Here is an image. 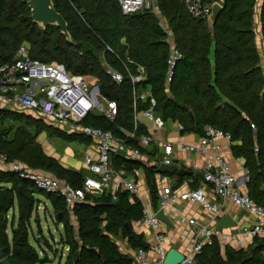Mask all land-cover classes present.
<instances>
[{
  "label": "trees",
  "instance_id": "obj_1",
  "mask_svg": "<svg viewBox=\"0 0 264 264\" xmlns=\"http://www.w3.org/2000/svg\"><path fill=\"white\" fill-rule=\"evenodd\" d=\"M52 1L68 24L69 41L59 27L42 28L34 23L23 0H0V64L11 61L25 45L33 60L57 63L68 73L96 83L102 97L116 102L117 115L109 121L92 112L83 124L120 138L124 137L121 129L132 131L134 125L133 85L125 67L132 74L142 67L145 78L135 88L138 92L150 89L156 100L154 112L165 122L181 124L183 133L202 136L205 127L212 126L230 134L232 153L244 160L248 171L249 196L264 205V68L254 18L258 0H223L212 33L206 19L192 16L183 0H156L180 53L170 82L166 78L169 34L156 12L123 14L117 0ZM102 56L123 74L122 82H114L105 73ZM146 107L137 105L139 110ZM42 132L90 141L63 133L41 118L1 109L0 155L9 163L20 162L81 187L87 172L69 169L47 155L37 139ZM146 133V127L139 124L136 137L127 143L138 147V137ZM112 161L116 168L126 169L136 163L121 155L112 156ZM155 172L154 167L146 168L153 195ZM39 196L51 204L56 222L62 224L56 244L68 247L65 264H135L130 255L120 252L115 238H127L132 248H147L142 235L132 229V222L143 217V204L136 196L120 192L113 200L110 193L87 195L71 209L78 224L74 230L63 198L39 190L17 172L0 169V249L10 264L51 262L47 249L53 246L42 231L34 238L37 247L29 240L32 219L40 218ZM195 264H264V237L254 238L246 249L222 248L213 237L195 256Z\"/></svg>",
  "mask_w": 264,
  "mask_h": 264
},
{
  "label": "built area",
  "instance_id": "obj_2",
  "mask_svg": "<svg viewBox=\"0 0 264 264\" xmlns=\"http://www.w3.org/2000/svg\"><path fill=\"white\" fill-rule=\"evenodd\" d=\"M123 14H134L143 10L156 12V0H117ZM222 4L223 0H183L186 10L194 17L206 18L212 10L214 3ZM167 33H169L167 31ZM170 43L168 54L167 82L171 81L173 68L180 53L173 42ZM260 49V64L264 68V49L257 43ZM107 51L112 50L107 47ZM102 66L105 73L116 83L123 80V74L112 67L102 56ZM133 85V130L121 129L124 137H116L109 130H102L83 124L84 119L92 112L100 113L109 121H114L117 115V104L113 100H107L101 96L98 85L89 82L78 74L68 73L62 65L33 60L25 45H21L15 57L11 61L0 64V110H10L33 117L41 118L48 125L69 135L82 136L89 139L98 154L94 159L89 154H84L83 164L89 174L84 178L82 186L75 188L70 183L60 180L50 173L33 170L20 162H8L5 155H0V169L17 172L21 178L31 181L39 190L54 194L63 198L66 208L71 210L76 204L85 200L87 195H103L110 193L116 200L118 193L128 192L131 196L138 194V181L133 172L123 166L115 168L112 156L121 155L132 162H143L144 155L140 148L148 146L152 137L144 134L138 137V147L127 143L128 139L136 137L135 132L141 120L153 124L160 131L165 126V121L154 112L156 100L149 88L138 92L137 84L145 78L142 67L137 68V73L132 74L125 67ZM144 103L146 108L139 110L137 105ZM178 129L183 126L178 124ZM254 128V125H252ZM224 137L231 140L229 133L206 126L204 133L197 144H181L182 151L196 152L204 156L209 151H214L212 159L207 161L203 168V183L209 185L212 194L224 201L230 200L236 206L254 214L258 221L253 225L242 226L239 231L224 233V229L213 230L209 224H198L193 218L187 222L193 228L192 243L189 252L183 253V259L179 264H195V256L202 250L205 244H211L216 237L220 246H233L244 248V238L254 239L264 235V205L257 204L248 193L246 183L249 181L248 171L242 176L235 177L230 171L227 162L219 154L220 146L216 139ZM163 157L160 163L171 165L174 145L161 141ZM257 151V148H255ZM188 200L198 203L204 210L210 213L211 219L218 221L222 213V205L211 203L206 199L203 187H198L184 195ZM160 210L170 205L175 198L170 186L161 188L159 194ZM181 222L185 219L180 218ZM141 221L149 227L157 229L161 221L155 215H149L143 210ZM163 238L156 236L155 244L150 249L157 255L154 264H162L166 255L162 245ZM67 253L68 247H65ZM144 249H139L135 256V264H148Z\"/></svg>",
  "mask_w": 264,
  "mask_h": 264
},
{
  "label": "crops",
  "instance_id": "obj_3",
  "mask_svg": "<svg viewBox=\"0 0 264 264\" xmlns=\"http://www.w3.org/2000/svg\"><path fill=\"white\" fill-rule=\"evenodd\" d=\"M260 2L262 1L260 0ZM156 14L159 17V21L162 27L169 32L168 40L171 42L173 38H172V34L170 33L168 22L160 14L158 7L156 10ZM256 23L258 24L257 20ZM260 29L261 27H259V29L256 30V34H257L256 38H257V43H260L261 45L262 35L258 33ZM141 122H142L141 124H143L146 127V132H147L146 134L152 137V141L148 146L142 148L144 161L136 162L135 164H130L129 168H127L128 171L134 173V176L138 181V194L136 195V197L142 202L143 210H146V212L149 215H155L157 211L160 210L158 194L161 188H163L164 186H170L172 195L175 196L173 202L162 209L164 216L168 220L167 223H164L160 220L161 223L158 226V228L153 229L149 227L146 223L142 222L141 219L139 221L132 222L133 231L135 232V234L142 235L143 241L147 246V248L144 250L147 252L146 255H147L148 264H154L155 260L158 258L157 255L150 249V246H152V244H155L157 235L163 238L162 245L165 249V253H167V251L171 248H174L179 252L185 254L189 252L191 248L192 236H193V228L187 222L189 218H193L194 220H196L198 224H209V226L213 230L217 228L216 223L218 221L212 220L209 212L204 210L200 204L192 202L188 200L187 197L184 196L191 190H194L198 187L204 188L206 199L208 201H210L211 203H218L222 205V213L221 216L218 217V220L223 215L228 214L236 222L235 227L224 229V233L228 234L231 231H239V229L242 226L245 225L250 226L258 221V218L254 214L247 212L246 210L240 208L239 206H236L230 200L224 201L220 197H215L212 194L210 186L205 185L203 183L202 177L200 176L197 177L193 175L180 176L177 172H175L174 174H168V173L160 174L157 171V168L161 164L160 161L163 157L161 141H166L174 145L173 153L171 156L172 164H176L181 168H185L187 170L192 171L193 173L202 172V168L204 164L212 159V155L214 154V151H209L208 154L202 156L199 153L182 151L179 148L181 144H197L202 137L201 135L192 132L183 133L178 129L177 126L178 123L175 121H172L173 130L170 132L166 128L167 121L165 122V126L163 127V129L160 131H157L153 127L152 123L147 122L144 119H142ZM80 141L92 143L91 141L88 140H80ZM215 141L220 146L219 154L227 162L229 171L235 177L242 176V174L246 170L244 166V160L242 158H237L233 155L231 150V144H232L231 140H227L224 137H219ZM43 150L47 155L52 156L50 155L48 150L46 149ZM85 154H89L94 159H96L98 156L93 144L88 149V151L85 152ZM64 162L68 164V165L64 164V166L69 169L82 170V171H86L87 175L89 174L87 167L83 164L82 158L78 161L76 160L75 166H77V168L76 167L72 168V166H69V164H74L72 163L71 158L65 157ZM148 167H154L156 170L154 174L156 193L154 195L151 194L146 179V168ZM69 212H70L71 224L73 225L74 230H76L78 226L77 219L73 215L71 210H69ZM181 217L185 219L183 222L179 220ZM56 223H57V228L60 225L62 226V224L58 222ZM62 232H63V227L62 230L58 229L59 235ZM261 237H264V235H261ZM53 241L57 243V241L54 238ZM252 241L253 239L251 238H244V243H245L244 249H246L252 243ZM115 242L117 243L120 252L130 255L134 260L137 251L141 249V248H132L128 243L127 238L124 239L115 238ZM233 245L234 243H232V245L230 246L235 249H240L239 247ZM60 247L62 248V246Z\"/></svg>",
  "mask_w": 264,
  "mask_h": 264
},
{
  "label": "rangeland",
  "instance_id": "obj_4",
  "mask_svg": "<svg viewBox=\"0 0 264 264\" xmlns=\"http://www.w3.org/2000/svg\"><path fill=\"white\" fill-rule=\"evenodd\" d=\"M261 1L262 2L258 0L256 3L254 18H255L256 30L259 29V27H261L258 33L262 35V39H264V18L261 17V8H262V3H264V0ZM256 20L258 21V24L256 23ZM262 39H261V47H262L261 49H264V40ZM13 118H14V114L11 113L10 119ZM172 127H173V122L171 120L167 121L166 128L168 129L169 132L173 130ZM37 139L42 145L43 149L48 150L50 155L61 161L63 165L64 164L68 165L66 162H64L65 157L71 158L72 163L74 164H69V166H72V168L73 167L77 168V166H75L76 160L78 161L81 158L83 159L85 152L88 151V149L92 146V143L79 141L77 139H64L48 132L40 133ZM39 199L41 201L38 205L37 214L40 217L39 219L41 224L42 235L43 237L48 239L53 246V249H47L45 247L47 249L48 257L51 260L49 264H65V258H66L65 250L60 246H58V244H56L52 240V238H54L56 241L58 240L59 237L58 229L62 230V226L60 225L57 228V223L51 204L42 196H39ZM33 220L34 217L32 219V227L29 235V240L32 245L36 246L34 238L37 237L39 234Z\"/></svg>",
  "mask_w": 264,
  "mask_h": 264
},
{
  "label": "water",
  "instance_id": "obj_5",
  "mask_svg": "<svg viewBox=\"0 0 264 264\" xmlns=\"http://www.w3.org/2000/svg\"><path fill=\"white\" fill-rule=\"evenodd\" d=\"M71 1H73L76 4L78 3V0H71ZM23 2H25L26 5L28 6L30 10L31 20L34 23L38 24L42 28H46L49 25L57 26L59 27L61 34H63L68 41L70 40L71 37L68 32V24L65 18L55 9L52 0H23ZM222 10H223V4L216 2L212 5L211 13L205 18L211 33L213 32V28L216 23V20L220 15V13L222 12ZM140 14L141 13L138 12V15ZM157 171L160 174H165V173L174 174L175 172H177L180 176L193 175L195 177L197 176L203 177L202 172L193 173L192 171L187 170L185 168H181L176 164L166 165L161 163L157 168ZM155 217L164 223L168 222L162 210L157 211ZM33 222L36 225V228L39 233V231L41 230L40 219H34ZM235 226H236V222L228 214L223 215L216 223V227L219 229H227ZM182 259H183V253L179 252L174 248H171L167 251L162 264H179L182 261ZM0 264H10L6 256L4 255L2 249H0Z\"/></svg>",
  "mask_w": 264,
  "mask_h": 264
}]
</instances>
